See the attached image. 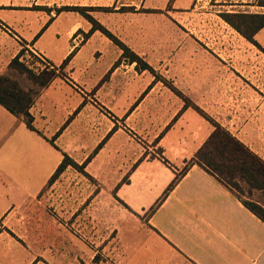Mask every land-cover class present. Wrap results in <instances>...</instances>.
<instances>
[{"label":"crops","instance_id":"0c3cea01","mask_svg":"<svg viewBox=\"0 0 264 264\" xmlns=\"http://www.w3.org/2000/svg\"><path fill=\"white\" fill-rule=\"evenodd\" d=\"M194 2L0 0V74L22 49L35 72L62 64L28 109L34 130L0 105V264H264V222L197 164L181 173L212 130L202 114L264 159V97L235 73L244 50L191 42ZM175 127L189 131L171 143ZM105 152L106 174L92 166ZM64 155L82 169L55 175Z\"/></svg>","mask_w":264,"mask_h":264},{"label":"trees","instance_id":"16d2710c","mask_svg":"<svg viewBox=\"0 0 264 264\" xmlns=\"http://www.w3.org/2000/svg\"><path fill=\"white\" fill-rule=\"evenodd\" d=\"M256 4L264 6V0H257ZM221 17L247 41L258 45L254 35L264 26V12H225L221 13ZM100 29L112 37L104 28ZM112 39L123 49L130 61H136L137 67H147L146 63L124 44L114 37ZM23 53L24 49L9 61L5 71L0 74V105L19 117L27 128L34 130L28 109L39 92L61 73L62 64L59 67L43 68L35 72L20 60ZM22 81H26L25 84ZM188 105L190 104L185 101L184 106ZM193 107L197 109L195 105ZM202 115L209 121L212 130L185 162L181 173L191 165L197 164L225 185L247 209L264 222V202L252 197L254 192H259L264 197V159L217 121L205 114ZM66 165L78 169L83 167L64 155L54 174H58ZM176 180L177 175L168 184L165 193Z\"/></svg>","mask_w":264,"mask_h":264},{"label":"rangeland","instance_id":"374dc122","mask_svg":"<svg viewBox=\"0 0 264 264\" xmlns=\"http://www.w3.org/2000/svg\"><path fill=\"white\" fill-rule=\"evenodd\" d=\"M257 2V0H256ZM257 5V4H255ZM258 6V5H257ZM261 7V8H260ZM245 9L246 11L253 12V11H262L264 12V6H246L244 8L239 7H232L228 6L226 3H222V1L217 2H207L201 3L195 2L192 4L186 15L182 18L181 21H183V25L187 28V32L189 33V40L193 42L194 44H198L199 46H203L205 48H213L215 51L219 52L221 49H235V50H244V57L245 59L242 60L244 64L247 65L246 70H237L235 73L239 75L243 81L251 82V91L255 96H262L264 97V28H262L256 35V42L258 45H254L251 42L247 41L239 32H237L231 25H229L222 17L221 13L225 12H234L233 10H242ZM141 10V8L139 9ZM238 12V11H237ZM184 15V14H182ZM157 25H162L157 23ZM175 27V25H173ZM182 27V26H181ZM184 27H182L183 29ZM198 38V39H196ZM192 39V40H191ZM37 62L38 66H40L41 62H39L37 59L32 56L31 59H28V64H31L32 62ZM40 64H39V63ZM161 74L169 76L170 74H173L170 70H162L160 71ZM108 74L104 76V78L107 77ZM254 76V77H250ZM26 81H22L24 83ZM25 84V83H24ZM94 92H88L87 98L94 99ZM189 104V101H187ZM238 104V103H235ZM109 118L113 122L112 129H116L117 127H120L124 129L131 138L133 139H139L140 142H145L143 136L136 134L132 128L125 125L123 118H116L114 114L110 111H108ZM229 116V115H228ZM228 120V119H226ZM242 120H238V123H240ZM189 128L181 130L180 127H175L174 131H171L172 133V139L170 140L171 143H175L176 140L180 139L182 141L184 137L188 134ZM185 133V134H184ZM185 135V136H184ZM143 138V139H142ZM156 141H153L148 144L149 148H153V143ZM167 146L170 144H166ZM148 149V148H146ZM107 153L100 154L98 157L94 158L92 161V166L95 167L96 171H101L104 174L108 173L107 170L109 168L108 164H103L101 161H104L103 159L106 158ZM169 155H172L171 152H169ZM103 156V157H101ZM111 155H109L110 157ZM123 158V156H122ZM108 161V160H107ZM100 163L104 165V167H100ZM252 197L254 199H259L262 202H264V197L259 192H254Z\"/></svg>","mask_w":264,"mask_h":264},{"label":"built area","instance_id":"2783aa9c","mask_svg":"<svg viewBox=\"0 0 264 264\" xmlns=\"http://www.w3.org/2000/svg\"><path fill=\"white\" fill-rule=\"evenodd\" d=\"M32 56L36 58L35 55H33L32 53L24 51V53L20 56V60L24 61L30 67V64H28L29 63L28 59H31ZM104 264H112V263L105 262Z\"/></svg>","mask_w":264,"mask_h":264}]
</instances>
